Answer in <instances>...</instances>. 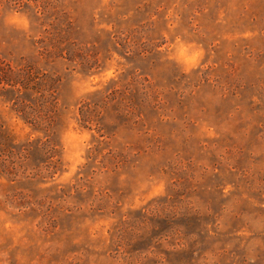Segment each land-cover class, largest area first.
I'll return each mask as SVG.
<instances>
[{"label":"rangeland","instance_id":"374dc122","mask_svg":"<svg viewBox=\"0 0 264 264\" xmlns=\"http://www.w3.org/2000/svg\"><path fill=\"white\" fill-rule=\"evenodd\" d=\"M0 264H264V0H0Z\"/></svg>","mask_w":264,"mask_h":264},{"label":"trees","instance_id":"16d2710c","mask_svg":"<svg viewBox=\"0 0 264 264\" xmlns=\"http://www.w3.org/2000/svg\"><path fill=\"white\" fill-rule=\"evenodd\" d=\"M22 89L24 90H33L32 87L29 88V86H27V84L22 85ZM35 93L40 94L41 92H37L35 91ZM40 98H43L42 95L39 96ZM47 102L44 101V104H46ZM17 104H19V106H21L22 103L17 102ZM16 105V104H14ZM23 110H18V112L21 113V115L23 116L25 122L29 125H31L35 130H43V131H47V120L42 118V112L41 110H36L33 106H29V104H25L22 106ZM17 110V109H16ZM44 119V120H42ZM44 146H46L47 151H51L53 150L52 147H49V145L44 144Z\"/></svg>","mask_w":264,"mask_h":264}]
</instances>
